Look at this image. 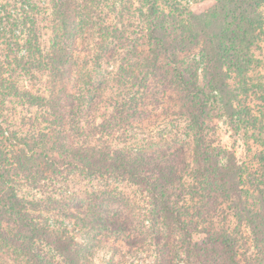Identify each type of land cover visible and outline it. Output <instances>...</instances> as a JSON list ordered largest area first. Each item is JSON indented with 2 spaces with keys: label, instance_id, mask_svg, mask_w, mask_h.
Returning a JSON list of instances; mask_svg holds the SVG:
<instances>
[{
  "label": "trees",
  "instance_id": "trees-1",
  "mask_svg": "<svg viewBox=\"0 0 264 264\" xmlns=\"http://www.w3.org/2000/svg\"><path fill=\"white\" fill-rule=\"evenodd\" d=\"M3 1L0 264H87L75 236L37 205L62 203L20 192L56 193L73 173L147 195L153 264H264V0H215L199 13L180 2L159 11L147 0L143 38L116 25L102 33L92 0H50L45 47L39 0ZM105 54L124 62L114 83L136 90L128 100H101L108 84L83 68ZM157 112L185 120L188 150H150L129 135ZM219 118L256 144L251 162L211 140ZM86 201L72 199L57 215L128 249L140 242L115 192Z\"/></svg>",
  "mask_w": 264,
  "mask_h": 264
},
{
  "label": "rangeland",
  "instance_id": "rangeland-1",
  "mask_svg": "<svg viewBox=\"0 0 264 264\" xmlns=\"http://www.w3.org/2000/svg\"><path fill=\"white\" fill-rule=\"evenodd\" d=\"M97 7V15L95 20L96 25H102V33H104L107 25H116L121 29H125L130 34L124 33L126 36H145L146 22L148 21V5L147 0H92ZM215 0H154V6L159 11H168L172 2H180L187 4L190 9L196 13L207 10ZM4 1H0V4ZM41 12L36 20L38 26L39 42L42 47L49 44V39L52 35V17H51V1H37ZM10 12L14 15L21 14L18 7L11 5ZM165 12V13H166ZM41 18V19H39ZM129 26V27H128ZM16 29V34L22 36V28L19 25ZM96 29V27H95ZM146 37V36H145ZM103 39V38H102ZM94 46V45H93ZM110 49L109 43L106 44V54ZM102 57L99 63L86 64L83 68L86 71H92L95 79H100L108 87L104 88L102 93H99L101 100L107 97H112L115 100H128L131 95L136 92L135 89H127L128 86H117L114 83V78L121 74L120 64H124L121 58H110L107 55ZM82 66V65H81ZM80 66V67H81ZM122 74L121 78L125 79ZM122 90V91H121ZM158 114V112H157ZM216 126L210 134L211 140L227 149L234 152L236 158L242 162H251L257 151V146L250 139L245 138L242 134L235 135L228 127L223 118L215 121ZM144 127V128H143ZM143 127L135 128L129 131V135L134 137L137 142L145 148L155 147L162 150L164 146L182 147L188 150V139L186 138L185 120L174 115L153 116L143 123ZM56 193L53 188H48L47 193L36 190L30 186H22L21 195L25 198H37L46 201L48 195H54L55 201H60L62 204H37L40 207H45L42 215L51 221L64 225L76 238L79 247L86 255L87 264H153L154 251L151 241H149L150 222L146 218V213L149 208V199L147 195L139 190L136 186L128 182L114 179L99 180L87 176L73 173L68 179H64L57 185ZM94 191H111L115 192L119 199V204H114L124 212H127L131 218V228L133 234L139 238V243L132 246L131 249L122 246L121 242L114 240L113 237L100 238L99 235L90 231L80 222L69 220L66 217L57 215L59 208H70L76 204H68L72 199L81 202L82 207H85L90 193ZM55 193V194H54ZM87 198V199H86ZM108 240V241H107ZM113 241L117 244H113ZM116 245V247H115ZM182 264V263H179Z\"/></svg>",
  "mask_w": 264,
  "mask_h": 264
}]
</instances>
